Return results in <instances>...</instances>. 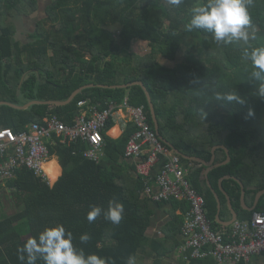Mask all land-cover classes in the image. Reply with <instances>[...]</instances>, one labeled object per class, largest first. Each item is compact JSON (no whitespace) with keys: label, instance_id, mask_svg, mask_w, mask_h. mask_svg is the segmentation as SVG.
Returning a JSON list of instances; mask_svg holds the SVG:
<instances>
[{"label":"trees","instance_id":"obj_1","mask_svg":"<svg viewBox=\"0 0 264 264\" xmlns=\"http://www.w3.org/2000/svg\"><path fill=\"white\" fill-rule=\"evenodd\" d=\"M204 2L183 0L173 7L167 0H52L44 16L29 27L24 25L25 18L39 11L40 0H0V101L18 105L32 100L63 101L81 86L94 84L64 105L38 103L28 109L0 105V129L18 132L33 122L47 125L54 116L74 125L82 100L103 110L110 102L121 104L128 99L131 105H144L156 130L143 87L121 86L142 81L154 105L157 133L166 145L205 161L211 160L215 146L229 149L230 161L212 169L209 179L222 199L221 217L229 210L219 180L230 176L223 187L239 219H249L254 210L243 208L242 189L235 178L242 181L246 200L253 204L264 189V98L248 80L251 62L242 54V43H218L211 33L185 30L191 8ZM249 11V31L255 35L250 44L264 46V0H255ZM229 91H237L246 103L211 99L215 92ZM113 125L110 119L103 130L100 161L84 156L85 142L54 134L48 147L63 171L52 186L25 166L0 184V191L6 186L20 201L16 212L0 216V264H26L18 259V247L57 223L73 233L77 247L86 254L97 253L108 264H126L130 255L137 260L144 246L159 258L176 253L183 243V214L189 206L185 200L155 202L142 195L144 181L136 174L135 164L125 158L128 139L137 127L130 122L114 139L107 133ZM215 154L216 163L227 159L222 147ZM182 160L193 163L188 179L205 197L212 228L226 236L231 226L222 228L216 220L217 200L207 185V167L183 156ZM49 164L55 180L60 168L55 160ZM112 198L124 206L121 223L113 225L103 214L89 223L90 207L107 210ZM163 208L168 217L158 225L160 233L152 234L155 216ZM84 233L91 239L81 244L79 237ZM189 264L218 262L208 256Z\"/></svg>","mask_w":264,"mask_h":264},{"label":"built area","instance_id":"obj_2","mask_svg":"<svg viewBox=\"0 0 264 264\" xmlns=\"http://www.w3.org/2000/svg\"><path fill=\"white\" fill-rule=\"evenodd\" d=\"M78 106L84 108V113L74 125L54 116L47 125L33 122L27 130L1 128L0 184L24 166L51 184L46 166L50 159L48 142L54 134L63 140L85 142L84 156L100 161L104 155L103 130L116 110L125 108L130 121L137 126L128 139L125 158L135 164L136 174L144 181L142 195L155 202L175 198L189 205L184 213L179 256L187 262L213 256L220 264H255L254 256H264V211L254 210L249 219L236 220L226 236L214 231L205 197L188 179L193 163L186 164L180 154L164 143L149 123L144 105L134 106L124 99L121 105L110 102L103 110L87 100L80 101Z\"/></svg>","mask_w":264,"mask_h":264},{"label":"clouds","instance_id":"obj_3","mask_svg":"<svg viewBox=\"0 0 264 264\" xmlns=\"http://www.w3.org/2000/svg\"><path fill=\"white\" fill-rule=\"evenodd\" d=\"M254 2L255 0H205L204 3L191 8V18L185 25V30H203L211 33L218 43H242V54L251 62L248 80L257 85V95L264 98V46L254 47L250 44V40L255 39V35L249 31V9L254 6ZM167 3L179 7L183 0H167ZM211 99L239 105L246 103L245 98L237 91L215 92ZM248 115H252L251 109ZM101 214L113 225H119L124 216V206L116 198L109 200L107 210L92 205L87 213L88 222H94ZM90 239L91 236L87 233L79 237L81 244H86ZM73 241V233L66 230L63 224L57 223L45 227L38 237L29 238L18 247V259L26 264H37L38 261L43 264H108L106 258L97 253L86 254L84 249L77 247ZM126 264H136L135 256L130 255Z\"/></svg>","mask_w":264,"mask_h":264},{"label":"crops","instance_id":"obj_4","mask_svg":"<svg viewBox=\"0 0 264 264\" xmlns=\"http://www.w3.org/2000/svg\"><path fill=\"white\" fill-rule=\"evenodd\" d=\"M28 103V102H27ZM89 103V102H88ZM90 105H93V104H90ZM119 105H121V104H119ZM94 106H96V105H94ZM97 107V106H96ZM98 108V107H97ZM82 113H84V108L83 107H80V116L82 115ZM79 116V117H80ZM112 120H113V122H114V125H113V127H111L109 130H108V135H110L112 138H114V139H117V138H119L122 134H123V132H124V130L128 127V125H129V123L131 122L130 121V118H129V116H128V113H127V111H126V109L125 108H118L117 110H116V113H115V116L114 117H112L111 118ZM131 123H133V122H131ZM30 125V124H29ZM29 125L27 126V128H26V130L28 129V127H29ZM136 126V125H135ZM137 127V126H136ZM106 128V127H105ZM104 128V129H105ZM25 130V129H24ZM137 130V129H136ZM62 138V137H61ZM52 140V139H51ZM50 140V141H51ZM171 147V146H170ZM173 149V148H172ZM174 150V149H173ZM213 150V149H212ZM217 150V149H216ZM175 151V150H174ZM215 153H216V151H215ZM212 155H213V153H212ZM215 157H216V154H215ZM52 160H55V162H56V164L58 165V167L60 168V172H59V174H58V176L56 177V179L54 180V177H53V173H52V170H51V166H49V172H48V174L50 175V178H51V186L58 180V178L60 177V175L62 174V171H63V169H62V166H61V164H60V162H59V159H58V157L56 156V155H51L50 154V159H49V162L48 163H50ZM194 161V160H193ZM210 161V160H209ZM195 162H197V161H195ZM215 162H216V158H215ZM133 163V162H132ZM188 162H186V164H187ZM199 163V162H198ZM201 164H203V163H201ZM205 165V164H204ZM206 166V165H205ZM158 167V166H157ZM207 167V166H206ZM207 170V169H206ZM135 174V173H134ZM136 175V174H135ZM205 176H206V171H205ZM230 177V176H229ZM228 177V178H229ZM223 178V177H222ZM235 178V177H234ZM224 179H226V178H224ZM224 179L221 181V178H220V180H219V189H220V191L226 196V199H227V202H226V207L228 208V210L229 211H227V212H225V214H224V216L223 217H221V211H222V199H221V197H220V195H219V193L216 191V189L212 186V188L214 189V191L217 193V195H218V197H219V199H220V202H221V204H220V212H219V217H218V210H219V203H218V200H217V198H216V196H215V194H214V192H213V190L211 189V187L208 185V182H207V185H208V187L211 189V191L213 192V194H214V196H215V198H216V200H217V215H216V220H217V222L222 226V228H225V227H229V226H232V224L235 222H233L232 224H229L231 221H232V219H233V211L234 212H236V214H237V220H240L239 219V215H238V212L234 209V207H233V204H232V200H231V197H230V195L227 193V191L225 190V188L223 187V181H224ZM238 179V178H237ZM53 180V181H52ZM206 180H207V178H206ZM210 180V179H209ZM238 181V180H237ZM242 182V181H241ZM210 183H211V181H210ZM211 185H212V183H211ZM241 186V185H240ZM245 187V186H244ZM241 189H242V187H241ZM264 190V189H263ZM261 191V190H260ZM259 191V192H260ZM258 192V193H259ZM257 193V194H258ZM257 194H256V196H255V198H254V201H253V204H249L248 203V201L246 200V189H245V195H244V197L242 196V194H241V203H242V206H243V208L245 209V210H247V211H253L252 210V208L254 207V205H255V202H256V197H257ZM263 196H264V193L261 195V197H260V199H259V201H258V204H257V206H256V208H259L260 210H262V211H264V199L262 200V198H263ZM178 200V199H177ZM188 204V203H187ZM189 206V205H188ZM189 208V207H188ZM255 210V209H254ZM178 213H181V210H178ZM167 217H168V215H167V213L165 212V209L163 208V209H159L158 210V212H157V214H156V216H155V222H156V225H154L152 228H151V233L153 234H156V232L157 233H160V230H159V226L158 225H160L161 224V222H164L166 219H167ZM183 217H184V214H183ZM209 218V217H208ZM243 220H246V219H243ZM211 224H212V221H211ZM224 230V229H223ZM222 231V230H221ZM182 239H183V236H182ZM147 255H149L150 257V259L151 258H159L155 253H153L147 246H144L143 248H142V250L140 251V253H139V255H138V258H137V260H136V264H144V262H143V258H146V256ZM175 256L177 255V257H179V261L181 262V263H183V264H189L190 262H187V261H185V260H183L180 256H179V254H178V250L176 251V253L174 254ZM160 258H165V257H160ZM253 262L255 263V264H264V256H262V255H258V256H254L253 257ZM218 264H220V263H218Z\"/></svg>","mask_w":264,"mask_h":264},{"label":"water","instance_id":"obj_5","mask_svg":"<svg viewBox=\"0 0 264 264\" xmlns=\"http://www.w3.org/2000/svg\"><path fill=\"white\" fill-rule=\"evenodd\" d=\"M135 84H138V85H141L143 87V89L145 90V93L148 97V100H149V103H150V108H151V111H152V115H153V119H154V122L156 124V131L158 132V122H157V116H156V112H155V109H154V105H153V102H152V99H151V96H150V93L148 91V89L146 88L145 84L142 82V81H136V82H132V83H129V84H126V85H121L122 87H129V86H132V85H135ZM91 86H94V84H88V85H84V86H81L80 88H78L77 90H75L71 95L70 97L67 99V100H63V101H41V100H32V101H29L28 103L24 104V105H18V104H14V103H10V102H6V101H0V105H3V104H7L11 107H14L16 109H28L29 107H31L32 105L34 104H38V103H50V104H58V105H64V104H67V103H70L75 97L77 94H79L83 89L87 88V87H91ZM162 139V138H161ZM163 141H165L164 139H162ZM166 142V141H165ZM169 144V143H168ZM174 150L176 153L180 154L181 156L187 158V159H191V160H194V161H197L199 163H203L207 166V170H206V178H207V182H208V185L211 187V189L213 190L217 200H218V203H219V210H218V217H219V212H220V199L217 195V193L214 191V189L212 188V185L210 183V180H209V172L214 169L215 167H218L222 164H225V163H228L230 161V152H229V149L224 146V145H220V146H215L212 150V158L210 161H205L204 159L200 158V157H188V156H185L183 155L177 148H175L172 144H169ZM219 147H222L226 150L227 152V159L222 162V163H216L215 162V151L217 148ZM229 176H224L223 178H221V181L224 179V178H228ZM236 180H238L239 184L241 185L242 187V196L244 197L245 195V187H244V184L237 178H235ZM264 193V190H261L258 194H257V197H256V202H255V205L254 207L252 208V210L256 209V206L258 204V201L261 197V195ZM237 214L236 212L233 211V219L232 221L229 223V224H232L234 221L237 220Z\"/></svg>","mask_w":264,"mask_h":264},{"label":"rangeland","instance_id":"obj_6","mask_svg":"<svg viewBox=\"0 0 264 264\" xmlns=\"http://www.w3.org/2000/svg\"><path fill=\"white\" fill-rule=\"evenodd\" d=\"M52 0H40V8L38 12H35L31 15V17H26V23L29 27L34 26V22L44 16L46 6ZM53 181V180H52ZM0 216L1 215H11L18 210V204L20 203L19 198L16 194L10 190L8 187H4L0 191ZM150 256L147 255L146 258H143L144 264H183L181 263L177 257V255H173L172 257H165V258H149ZM142 264V263H141Z\"/></svg>","mask_w":264,"mask_h":264},{"label":"bare ground","instance_id":"obj_7","mask_svg":"<svg viewBox=\"0 0 264 264\" xmlns=\"http://www.w3.org/2000/svg\"><path fill=\"white\" fill-rule=\"evenodd\" d=\"M49 166H50V164L48 163L46 166L48 172H49Z\"/></svg>","mask_w":264,"mask_h":264}]
</instances>
